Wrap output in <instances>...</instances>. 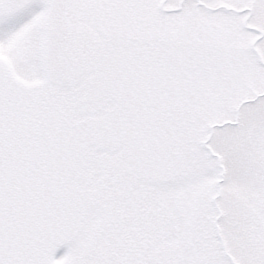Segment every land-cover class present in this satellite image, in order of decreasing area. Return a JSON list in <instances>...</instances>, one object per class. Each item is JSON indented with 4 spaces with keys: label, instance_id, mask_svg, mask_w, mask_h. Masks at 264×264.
<instances>
[{
    "label": "snow or ice",
    "instance_id": "1",
    "mask_svg": "<svg viewBox=\"0 0 264 264\" xmlns=\"http://www.w3.org/2000/svg\"><path fill=\"white\" fill-rule=\"evenodd\" d=\"M0 264H264V0H0Z\"/></svg>",
    "mask_w": 264,
    "mask_h": 264
}]
</instances>
